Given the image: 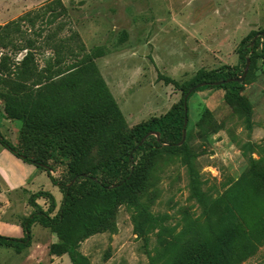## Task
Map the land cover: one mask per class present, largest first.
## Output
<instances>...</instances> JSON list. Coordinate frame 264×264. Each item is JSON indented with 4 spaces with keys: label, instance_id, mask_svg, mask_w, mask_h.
Returning <instances> with one entry per match:
<instances>
[{
    "label": "rangeland",
    "instance_id": "1",
    "mask_svg": "<svg viewBox=\"0 0 264 264\" xmlns=\"http://www.w3.org/2000/svg\"><path fill=\"white\" fill-rule=\"evenodd\" d=\"M52 1L0 0V132L22 150L23 120L11 118L7 108L51 98L56 115L74 98H86L94 85L90 81L99 78L111 99L89 101L98 106L97 115L108 113V118L89 142L88 167L118 155L117 134L173 110L183 95L180 86L193 83L200 72L235 69L239 76L245 69L238 58L240 43L258 33L257 55L240 92L243 102L226 100L225 89L194 92L187 101L185 142L174 148L164 143L147 154L135 202L122 201L105 230L79 248L89 264H175L178 249L184 254L200 242L217 250L214 234L234 228L224 198H246L255 174L264 176V0H60L63 11L55 10V17L34 15ZM26 13L30 18L12 24ZM27 47L32 60L23 69ZM54 50L66 65L89 53L95 69L81 75L74 90L60 79L39 88ZM2 152L22 161L0 145V162L17 178L20 170ZM144 156L139 152L134 164ZM47 164L58 182L67 179L65 161ZM27 182L10 193L0 182L2 235L5 220L17 224L29 214L33 191L55 198L54 213L61 203L63 195L47 172L31 174ZM36 202L48 209L43 197ZM31 233L32 250L17 253L0 246V264H70L68 256L50 259L48 247L57 239L49 229L36 224ZM237 264H264V244Z\"/></svg>",
    "mask_w": 264,
    "mask_h": 264
},
{
    "label": "trees",
    "instance_id": "2",
    "mask_svg": "<svg viewBox=\"0 0 264 264\" xmlns=\"http://www.w3.org/2000/svg\"><path fill=\"white\" fill-rule=\"evenodd\" d=\"M42 9L43 13L34 14L37 18L40 16L42 19L47 12L55 17V10L63 11V6L60 0H55ZM31 15L26 13L12 24L18 25V22L25 21ZM30 23L34 24L33 21ZM257 34L251 32L240 43L238 58L242 67L246 66L247 60L251 64L254 63L258 41H252ZM25 50L27 53L21 62L23 69L26 68V63L32 60L31 50L28 47ZM262 52L264 54V44ZM48 67L47 76L43 78V83L38 84L39 88L60 79L68 90H74V87H79L78 80L81 75H87L95 69L89 53H84L81 58L66 65L62 64L55 50ZM239 72V76L235 69L200 72L193 83L180 86L183 95L173 110L161 118L134 126L127 133L117 134L115 138L119 145L118 155L92 167H88L84 161L87 148L92 136L105 127L108 113L97 115L98 106H92L89 101L95 99L97 103L101 100L106 103L111 99L99 78L90 81L94 85L90 87L86 98L80 101L74 98L63 105L56 115L49 108L51 98H46L41 103L32 101L18 108H7V114L11 118L23 120L20 137L25 148L18 149L4 138L1 132L0 145L22 162L47 172L51 183L58 187L63 197L54 213L56 202L49 192L40 191L30 195L28 205L33 211L21 222L23 237L14 238L0 234V246L12 248L17 253L30 247L32 226L39 224L56 236V242L48 247L50 256L67 255L70 264H89L87 257L79 250L80 243L104 231L122 201L135 202L143 180L146 155L158 151L164 143H167L168 148L180 146L178 144L182 138L185 119L188 122V98L201 87L188 94L189 90L204 83V88L227 90L226 100L242 103L240 92L245 80L242 83L224 82L214 85L215 82L240 77L243 71ZM14 73L16 76L17 73ZM170 81L175 86L178 85L177 82ZM77 94L73 93L72 96ZM149 133H159V140L154 135H148ZM139 152H143L145 156L134 164ZM54 159L66 162L68 174L64 182H58L50 174L51 168L47 162ZM255 178L256 183L248 188L246 198H224L228 220L234 228L226 234H214L218 249L209 251L201 242L194 250L184 254L178 249V254L173 255V260L177 261L175 264H237L256 253L258 247L264 244V198L259 197L260 194L264 195V176L256 173ZM113 185L116 186L112 187ZM39 197L48 201L47 210L37 204ZM243 204L247 206L245 209Z\"/></svg>",
    "mask_w": 264,
    "mask_h": 264
},
{
    "label": "crops",
    "instance_id": "3",
    "mask_svg": "<svg viewBox=\"0 0 264 264\" xmlns=\"http://www.w3.org/2000/svg\"><path fill=\"white\" fill-rule=\"evenodd\" d=\"M3 155L5 156V158H7V160L11 161V163L14 164V167H16V169L20 170L19 175L17 176V178H15V177H13V173L9 172L8 169L6 167H4L2 165V163L0 162V182L4 186V188L7 191V193H10V191L17 190V188L20 187V186L22 187V185L23 186H28L29 182H27V181L29 180V176L31 174H36V173H39L40 171H42L41 169H38V168H36L33 165H30V164H27V163H24V162L20 163L19 161L10 158L7 154L2 152V156ZM47 177H48V175H47ZM53 186L55 187V189H57V186H55V185H53ZM33 192L29 194V197H30V195L33 194ZM32 211H33V209L29 210V214ZM17 222L18 223L15 224L14 222H9V221L5 220L4 221V226L2 227V230H3V233H4L3 235L7 236V237L22 238L23 237V232H22V229H21V223H19V221H17ZM54 237L55 236H53V239H55ZM31 244H32V246H30L28 248H25V249L32 250V247H33L34 243H31ZM65 256H67V255H63L61 257H65ZM54 258H56V256H50V259H54Z\"/></svg>",
    "mask_w": 264,
    "mask_h": 264
},
{
    "label": "water",
    "instance_id": "4",
    "mask_svg": "<svg viewBox=\"0 0 264 264\" xmlns=\"http://www.w3.org/2000/svg\"><path fill=\"white\" fill-rule=\"evenodd\" d=\"M255 39H253L252 43L254 42ZM248 68H249V60H247V63H246V66H245V69L243 71V74L238 77V78H232V79H228V80H225V81H219V82H215L214 85H221L223 84L224 82L226 83H229V82H239V83H242L245 78H246V75H247V72H248ZM204 86V83H201V84H198V85H195L194 87H192L188 94L194 90H196L197 88L199 87H203ZM188 94L186 95V97L188 96ZM186 125H187V119H185L184 121V125H183V128H182V138H181V141L178 145H182L184 142H185V136H186ZM148 135H154L157 140H159V133H149ZM146 137V136H145ZM116 185H113L112 187H115Z\"/></svg>",
    "mask_w": 264,
    "mask_h": 264
}]
</instances>
